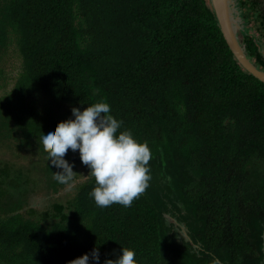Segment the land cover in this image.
Masks as SVG:
<instances>
[{
    "label": "trees",
    "instance_id": "1",
    "mask_svg": "<svg viewBox=\"0 0 264 264\" xmlns=\"http://www.w3.org/2000/svg\"><path fill=\"white\" fill-rule=\"evenodd\" d=\"M15 54L0 147L43 154L45 183L64 189L39 133L106 101L118 132L147 142L151 180L130 207H98L88 176L72 197L25 216L41 178L1 163L0 264H68L94 248L103 264L122 247L139 264H264V83L238 64L207 0H0V79ZM64 159L89 175L79 150Z\"/></svg>",
    "mask_w": 264,
    "mask_h": 264
},
{
    "label": "clouds",
    "instance_id": "2",
    "mask_svg": "<svg viewBox=\"0 0 264 264\" xmlns=\"http://www.w3.org/2000/svg\"><path fill=\"white\" fill-rule=\"evenodd\" d=\"M72 117L58 123L46 132H40V141L46 149L50 164L61 171L53 179L71 188L74 183L73 165L64 159L69 149L79 150L81 162L89 168L95 179L90 196L98 207L120 204L130 207L149 186L151 173L149 161L152 153L147 142H139L131 131H119L122 120L111 114L106 101L88 105L83 111L73 107ZM134 249L122 247V254L115 260L105 259L103 264H139ZM100 264V253L94 248L90 253L68 264ZM212 264H220L214 259Z\"/></svg>",
    "mask_w": 264,
    "mask_h": 264
},
{
    "label": "rangeland",
    "instance_id": "3",
    "mask_svg": "<svg viewBox=\"0 0 264 264\" xmlns=\"http://www.w3.org/2000/svg\"><path fill=\"white\" fill-rule=\"evenodd\" d=\"M236 5L239 0H234ZM245 1V0H243ZM208 4L210 1L207 0ZM257 5L256 8L248 11L251 6L244 7V9L240 12V24L241 30H239L238 37L242 42L243 34L242 30H246L249 35L255 38L256 42L259 45L260 51L264 55V0H255ZM248 13L249 18L244 20L241 16V13ZM248 22V23H246ZM12 60V61H11ZM8 62V66L4 68L6 71V77L0 79V98L4 97L7 93H10L18 79V75L20 73V59L16 57V54L13 59ZM11 62V63H10ZM5 65V63H4ZM43 104L45 106V102L43 100ZM47 106L45 108L48 110L52 108L57 111L60 106L55 107L47 102ZM9 148L7 146L0 147V164L1 163H10L11 166H15L17 169L24 171L25 173L28 170H31L32 177H40L41 181L37 184V188L33 192H29L27 196H25V205L21 214H27L31 209H34L37 212L50 208V206L57 200H65L67 197H72L74 193L78 191V189L83 185L87 179L88 174L83 171V169L78 165L77 169H74V183L71 188H58L57 192L51 190V188L45 183L42 175V169L45 167V158L41 153H32L33 150H29L31 152H20L15 146V142L12 143ZM40 150V146L34 149L35 152ZM29 188V187H28Z\"/></svg>",
    "mask_w": 264,
    "mask_h": 264
},
{
    "label": "water",
    "instance_id": "4",
    "mask_svg": "<svg viewBox=\"0 0 264 264\" xmlns=\"http://www.w3.org/2000/svg\"><path fill=\"white\" fill-rule=\"evenodd\" d=\"M221 32L238 64L250 75L264 83V70L251 60L238 33L241 30L239 10L234 0H209Z\"/></svg>",
    "mask_w": 264,
    "mask_h": 264
}]
</instances>
